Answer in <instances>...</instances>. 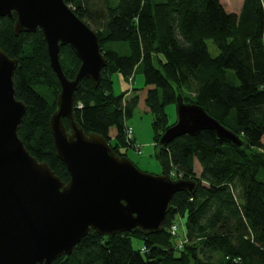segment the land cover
Instances as JSON below:
<instances>
[{"label": "trees", "instance_id": "obj_1", "mask_svg": "<svg viewBox=\"0 0 264 264\" xmlns=\"http://www.w3.org/2000/svg\"><path fill=\"white\" fill-rule=\"evenodd\" d=\"M66 2L98 34L107 58L98 87L84 78L75 92L76 120L127 155L123 147L135 146V140H128L126 122L142 105L157 116L162 172L174 179L195 178L198 186L192 195H174L162 232L101 235L92 229L70 254L50 264H264V0ZM115 43L120 49L110 46ZM0 48L18 58L16 97L27 105L18 134L32 155L67 182L70 174L56 154L49 126L61 86L44 33L16 35L14 19L1 17ZM60 60L74 78L81 61L69 45L61 47ZM137 67L144 87L128 96L115 94L113 73L130 76ZM179 93L235 131L243 146L221 140L210 129L160 145L162 133L176 122L168 123L166 106L176 103ZM64 123L70 129L67 118ZM178 217L185 219L182 248L170 231ZM135 238L142 240L141 247H134Z\"/></svg>", "mask_w": 264, "mask_h": 264}, {"label": "water", "instance_id": "obj_2", "mask_svg": "<svg viewBox=\"0 0 264 264\" xmlns=\"http://www.w3.org/2000/svg\"><path fill=\"white\" fill-rule=\"evenodd\" d=\"M6 16L14 19L16 35L37 29L44 33L61 86L49 126L70 178L62 180L19 136L27 105L16 97L18 58L0 48V264H50L70 254L92 229L101 235L162 232L174 195L194 194L198 180L143 171L103 134L86 132L76 120L75 92L84 78L98 87L107 65L98 34L66 0H0V18ZM66 45L81 61L74 78L60 60ZM176 104L177 120L162 133L160 145L210 129L221 140L243 146L240 136L203 106L185 101L180 93Z\"/></svg>", "mask_w": 264, "mask_h": 264}, {"label": "rangeland", "instance_id": "obj_3", "mask_svg": "<svg viewBox=\"0 0 264 264\" xmlns=\"http://www.w3.org/2000/svg\"><path fill=\"white\" fill-rule=\"evenodd\" d=\"M243 3L239 6L240 10ZM119 44H111L110 46L118 50L120 49ZM211 53L216 55L218 50L216 46L209 42ZM120 51V50H119ZM123 53H127V50H122ZM114 81V93L121 94L127 92V96L132 94L134 88H142L145 85V76L140 67H137L133 75L126 76L121 72H115L112 75ZM166 112L168 113V123H174L177 120V104L171 103L166 106ZM157 116L146 110L139 105L133 115L127 119L126 124L131 126L134 130L135 146H125L122 152L126 153L127 156L143 171L152 174H161L163 169L161 163L156 154V139L157 131L154 127V121ZM162 127V126H161ZM197 175H200V167L196 169ZM177 220H181L180 236L174 238L175 242L180 240V237L185 233L184 218L178 217ZM143 244L142 240L135 238L133 245L135 248L141 247Z\"/></svg>", "mask_w": 264, "mask_h": 264}, {"label": "built area", "instance_id": "obj_4", "mask_svg": "<svg viewBox=\"0 0 264 264\" xmlns=\"http://www.w3.org/2000/svg\"><path fill=\"white\" fill-rule=\"evenodd\" d=\"M79 106H82V104H80ZM126 136L128 138V140H131L134 138V130L131 126H127L126 127ZM175 170H173L171 172L172 175H175ZM180 226H181V220H178V221H174L172 224H171V228H170V231H171V234L173 235H178L179 236V232H180ZM184 239H180L178 242H177V245L179 248H182L183 244H184Z\"/></svg>", "mask_w": 264, "mask_h": 264}, {"label": "crops", "instance_id": "obj_5", "mask_svg": "<svg viewBox=\"0 0 264 264\" xmlns=\"http://www.w3.org/2000/svg\"><path fill=\"white\" fill-rule=\"evenodd\" d=\"M134 139H135V137H134ZM263 141H264V136H263ZM198 166L200 167V171H201L202 170L201 165H200L198 159H195L194 160V168H195V171L198 168Z\"/></svg>", "mask_w": 264, "mask_h": 264}]
</instances>
